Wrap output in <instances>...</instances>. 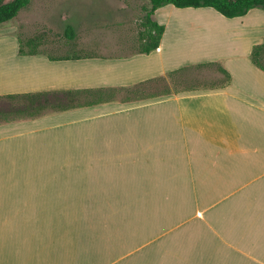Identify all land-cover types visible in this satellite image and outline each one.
Returning <instances> with one entry per match:
<instances>
[{"label":"crops","instance_id":"obj_1","mask_svg":"<svg viewBox=\"0 0 264 264\" xmlns=\"http://www.w3.org/2000/svg\"><path fill=\"white\" fill-rule=\"evenodd\" d=\"M31 5L0 23V96H57L0 122V264H264V9L165 4L148 53L73 33L71 53L22 55ZM201 63L219 84L174 88Z\"/></svg>","mask_w":264,"mask_h":264},{"label":"rangeland","instance_id":"obj_2","mask_svg":"<svg viewBox=\"0 0 264 264\" xmlns=\"http://www.w3.org/2000/svg\"><path fill=\"white\" fill-rule=\"evenodd\" d=\"M31 2V8L37 12L29 15L19 14L16 20L19 35L22 40L37 36L40 42L38 49L53 55L71 53L70 41L64 35L68 24L75 29L74 40L85 49L94 48L97 51L105 49L107 52L123 50L124 47L128 50L137 49L140 22L150 6L148 0H31ZM39 10H45L44 14L41 15ZM216 67L205 63L203 66L185 68L175 76L174 88L219 84L223 76L217 73ZM171 88L163 82L159 89L165 91ZM10 102L21 104L25 101L0 100V122L23 117L30 112V110L24 113L14 112L8 115L6 112ZM43 110L41 109V112Z\"/></svg>","mask_w":264,"mask_h":264},{"label":"trees","instance_id":"obj_3","mask_svg":"<svg viewBox=\"0 0 264 264\" xmlns=\"http://www.w3.org/2000/svg\"><path fill=\"white\" fill-rule=\"evenodd\" d=\"M29 2L30 0H0V23L14 18L22 8L29 4ZM165 4H172L175 7H212L227 18L242 16L252 8L264 9V0H150V7L145 11L140 22L141 30L138 38V48L140 52L148 53L159 46L160 38L164 31V25L153 20L151 15L155 9ZM73 33L75 34L73 26L69 24L66 25L64 30L65 37L71 39ZM38 39L37 36H32L25 41L28 50L24 49L23 44L20 41L19 54H35L38 47ZM250 59L252 63L264 71V41L252 46ZM201 64L203 65L205 63ZM225 75L228 80L229 74L226 71ZM56 96L57 93L49 95L46 92L8 94L0 96V100L8 99V101H25L21 104H13L10 102L7 106L8 111L6 112L8 115L13 114L14 112H29V110L30 112L28 114L33 115L40 113L41 109L53 106Z\"/></svg>","mask_w":264,"mask_h":264}]
</instances>
